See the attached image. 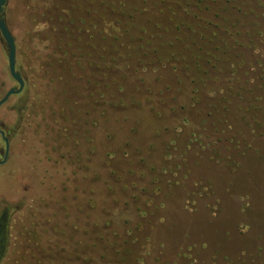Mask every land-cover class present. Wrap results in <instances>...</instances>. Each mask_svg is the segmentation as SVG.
I'll list each match as a JSON object with an SVG mask.
<instances>
[{"label": "rangeland", "instance_id": "374dc122", "mask_svg": "<svg viewBox=\"0 0 264 264\" xmlns=\"http://www.w3.org/2000/svg\"><path fill=\"white\" fill-rule=\"evenodd\" d=\"M6 19L26 85L2 264H264V0H8Z\"/></svg>", "mask_w": 264, "mask_h": 264}, {"label": "flooded vegetation", "instance_id": "af4514ba", "mask_svg": "<svg viewBox=\"0 0 264 264\" xmlns=\"http://www.w3.org/2000/svg\"><path fill=\"white\" fill-rule=\"evenodd\" d=\"M7 3L8 0L0 11V18L5 19L7 26L11 31L6 19ZM8 66V45L0 30V100L5 96L11 87H14L16 90L20 88V83L11 75L10 68L9 72L14 79V84L8 86ZM16 70L23 78L24 86L20 91L11 94L6 101L0 103V184L6 182L8 175L6 171L2 170L3 166H6L15 159L16 153L14 148V138L20 136L23 130L22 93L25 89L26 82L22 72L17 68V44ZM13 96L17 97L15 102L16 106H14L16 109L15 118H13L12 115H8V110L13 107L10 105L12 103L11 98ZM12 177H14L15 180H18L16 175ZM9 190V193L0 192V264L4 262L7 256L11 240L10 237L12 235L14 216H16L18 211L22 209V195L19 192L20 190L16 193L17 195L13 192L12 188H9ZM13 195H15V202L11 201Z\"/></svg>", "mask_w": 264, "mask_h": 264}, {"label": "water", "instance_id": "95a60500", "mask_svg": "<svg viewBox=\"0 0 264 264\" xmlns=\"http://www.w3.org/2000/svg\"><path fill=\"white\" fill-rule=\"evenodd\" d=\"M7 0H0V11L3 8V6L6 4ZM0 30L4 38L6 39L7 45H8V60H9V68L11 75L20 83V88L15 89L14 87H11L8 92L5 94V96L0 100V103L6 101L9 96L15 92L20 91L24 86V80L21 77L20 73L16 70V42L15 37L9 30L7 23L5 19L0 18Z\"/></svg>", "mask_w": 264, "mask_h": 264}, {"label": "trees", "instance_id": "16d2710c", "mask_svg": "<svg viewBox=\"0 0 264 264\" xmlns=\"http://www.w3.org/2000/svg\"><path fill=\"white\" fill-rule=\"evenodd\" d=\"M197 16V14H193V17L195 18Z\"/></svg>", "mask_w": 264, "mask_h": 264}]
</instances>
